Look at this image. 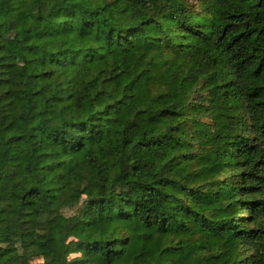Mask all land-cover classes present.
I'll return each mask as SVG.
<instances>
[{
	"label": "trees",
	"instance_id": "1",
	"mask_svg": "<svg viewBox=\"0 0 264 264\" xmlns=\"http://www.w3.org/2000/svg\"><path fill=\"white\" fill-rule=\"evenodd\" d=\"M0 264H264V0H0Z\"/></svg>",
	"mask_w": 264,
	"mask_h": 264
},
{
	"label": "rangeland",
	"instance_id": "2",
	"mask_svg": "<svg viewBox=\"0 0 264 264\" xmlns=\"http://www.w3.org/2000/svg\"><path fill=\"white\" fill-rule=\"evenodd\" d=\"M34 263H37V262H34Z\"/></svg>",
	"mask_w": 264,
	"mask_h": 264
}]
</instances>
